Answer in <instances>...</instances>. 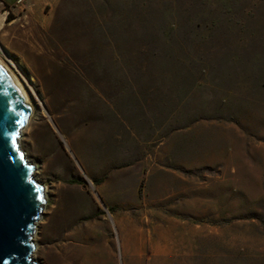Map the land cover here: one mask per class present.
Instances as JSON below:
<instances>
[{"label":"rangeland","instance_id":"obj_1","mask_svg":"<svg viewBox=\"0 0 264 264\" xmlns=\"http://www.w3.org/2000/svg\"><path fill=\"white\" fill-rule=\"evenodd\" d=\"M3 12L45 187L39 264H264V0Z\"/></svg>","mask_w":264,"mask_h":264},{"label":"water","instance_id":"obj_2","mask_svg":"<svg viewBox=\"0 0 264 264\" xmlns=\"http://www.w3.org/2000/svg\"><path fill=\"white\" fill-rule=\"evenodd\" d=\"M32 112L0 64V264H39L33 235L46 208L45 187L19 148Z\"/></svg>","mask_w":264,"mask_h":264},{"label":"crops","instance_id":"obj_3","mask_svg":"<svg viewBox=\"0 0 264 264\" xmlns=\"http://www.w3.org/2000/svg\"><path fill=\"white\" fill-rule=\"evenodd\" d=\"M21 3H23V0H0V31L2 30L3 25L10 23V20L8 19L9 12H3V10L6 7L13 10Z\"/></svg>","mask_w":264,"mask_h":264},{"label":"bare ground","instance_id":"obj_4","mask_svg":"<svg viewBox=\"0 0 264 264\" xmlns=\"http://www.w3.org/2000/svg\"><path fill=\"white\" fill-rule=\"evenodd\" d=\"M1 63V62H0ZM4 66V65H3ZM10 75L11 77L14 79V81L16 82V84L19 86L20 90H21V93L24 97V101H26V99H29L26 91H25V88L23 87V85L20 83V81L16 78V76L12 73V71H10V69L8 67H3ZM26 97V98H25ZM28 103V102H27ZM29 104V103H28ZM32 108V107H31ZM40 220V219H39ZM38 220V221H39Z\"/></svg>","mask_w":264,"mask_h":264},{"label":"trees","instance_id":"obj_5","mask_svg":"<svg viewBox=\"0 0 264 264\" xmlns=\"http://www.w3.org/2000/svg\"><path fill=\"white\" fill-rule=\"evenodd\" d=\"M10 16H11V15H10ZM10 16L8 17L9 20H10V18H11Z\"/></svg>","mask_w":264,"mask_h":264},{"label":"clouds","instance_id":"obj_6","mask_svg":"<svg viewBox=\"0 0 264 264\" xmlns=\"http://www.w3.org/2000/svg\"><path fill=\"white\" fill-rule=\"evenodd\" d=\"M25 154V153H24Z\"/></svg>","mask_w":264,"mask_h":264}]
</instances>
